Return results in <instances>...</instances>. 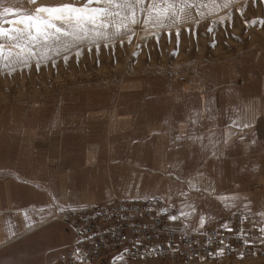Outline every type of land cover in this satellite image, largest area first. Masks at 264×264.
I'll use <instances>...</instances> for the list:
<instances>
[{
  "label": "crops",
  "instance_id": "0c3cea01",
  "mask_svg": "<svg viewBox=\"0 0 264 264\" xmlns=\"http://www.w3.org/2000/svg\"><path fill=\"white\" fill-rule=\"evenodd\" d=\"M213 69V84L196 70L181 77L180 91L169 83L114 104L0 106V250L45 231L33 236H40L39 254L65 252L73 235L55 216L114 199L164 200L178 225L245 214L252 228L264 229L263 39ZM100 264L165 263L115 253Z\"/></svg>",
  "mask_w": 264,
  "mask_h": 264
},
{
  "label": "rangeland",
  "instance_id": "374dc122",
  "mask_svg": "<svg viewBox=\"0 0 264 264\" xmlns=\"http://www.w3.org/2000/svg\"><path fill=\"white\" fill-rule=\"evenodd\" d=\"M72 2L37 0L31 4L28 0H5L3 6L31 10L41 4ZM75 2L82 4L84 0ZM190 2L193 7L189 14L177 23L172 20H165L161 25L145 22V12L138 10V24H130L119 32L114 26L101 29L107 33L103 38L84 39L67 49L55 42L47 45L41 42L34 46V54L26 65L19 61L10 64L0 57V106L114 104L127 101L134 92L136 97L144 96L140 91L163 92L170 89L169 83L173 84V90L180 91L184 81L181 77L196 70L208 84H213L217 75L214 67L226 68L252 39L264 41V0H228V7H224L226 0ZM120 11L121 16L115 18L117 24L126 15ZM14 18L6 15L2 21L4 26L8 27L6 22ZM16 51L19 50H13V57ZM4 55H8L6 50ZM196 64L199 65L196 67ZM175 74L177 78L173 77ZM118 91L126 94L117 95ZM68 92L78 94L64 97L69 96L65 94ZM43 233L29 235L0 250V264H55L63 250L39 254L41 244L35 239L39 241L40 236H33ZM27 254H34L35 258L29 259ZM247 258L264 261V257ZM234 259L237 258L207 264H226ZM156 261L174 264L163 259Z\"/></svg>",
  "mask_w": 264,
  "mask_h": 264
},
{
  "label": "built area",
  "instance_id": "2783aa9c",
  "mask_svg": "<svg viewBox=\"0 0 264 264\" xmlns=\"http://www.w3.org/2000/svg\"><path fill=\"white\" fill-rule=\"evenodd\" d=\"M54 219L64 223L73 235L55 264H100L115 253L130 261L163 259L174 264L264 257V231L252 228L245 214L188 227L178 225L175 208L157 198L87 204Z\"/></svg>",
  "mask_w": 264,
  "mask_h": 264
},
{
  "label": "snow or ice",
  "instance_id": "6c2138e0",
  "mask_svg": "<svg viewBox=\"0 0 264 264\" xmlns=\"http://www.w3.org/2000/svg\"><path fill=\"white\" fill-rule=\"evenodd\" d=\"M4 2L5 0H0V41H2L0 57L10 64L19 61L25 65L28 58L34 54V46L41 42L46 45L55 42L58 47L67 49L70 44L84 39L94 40L105 37L107 33L101 29L114 26L119 32L121 28H128L130 24H138V10L145 12V22L151 21L161 25L165 20L180 22L193 7L190 0H148L146 7V0H84L82 4H77L74 0L72 3L41 4L31 10H24L5 7ZM28 2L36 4L37 0H28ZM224 7H228V0L224 3ZM120 10L126 15L117 24L115 18L121 16ZM6 15L15 17L6 22L8 27L2 22ZM14 49L19 51H16L13 57ZM5 50L8 55H4ZM243 127L247 128L249 125L244 124ZM181 215L188 214L181 213ZM26 219L29 217L26 216ZM169 219L176 220L177 217L170 216ZM203 224L204 219L201 217V226ZM27 226L31 227V225Z\"/></svg>",
  "mask_w": 264,
  "mask_h": 264
}]
</instances>
